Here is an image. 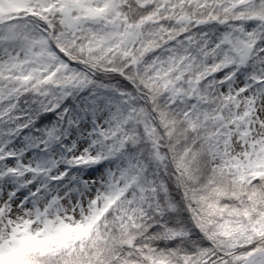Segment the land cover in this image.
Returning a JSON list of instances; mask_svg holds the SVG:
<instances>
[{
  "label": "snow or ice",
  "instance_id": "6c2138e0",
  "mask_svg": "<svg viewBox=\"0 0 264 264\" xmlns=\"http://www.w3.org/2000/svg\"><path fill=\"white\" fill-rule=\"evenodd\" d=\"M0 264H264V0H0Z\"/></svg>",
  "mask_w": 264,
  "mask_h": 264
}]
</instances>
